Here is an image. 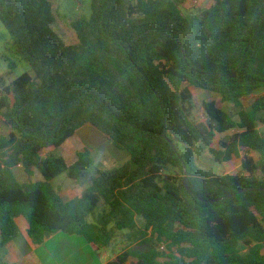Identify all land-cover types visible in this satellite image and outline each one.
Returning <instances> with one entry per match:
<instances>
[{
  "label": "trees",
  "instance_id": "trees-1",
  "mask_svg": "<svg viewBox=\"0 0 264 264\" xmlns=\"http://www.w3.org/2000/svg\"><path fill=\"white\" fill-rule=\"evenodd\" d=\"M91 2L90 19L66 24L57 0H0L10 48L33 72L0 79V132L10 128L0 136V248L22 236L23 218L35 244L66 234L97 252L123 232L129 248L108 264H264V0H212L194 17L182 0ZM192 88L219 97L199 122ZM87 125L130 160L103 171L88 149L71 166L43 155ZM200 146L220 165L241 159L240 172L200 168ZM63 174L81 196L59 195Z\"/></svg>",
  "mask_w": 264,
  "mask_h": 264
},
{
  "label": "rangeland",
  "instance_id": "rangeland-1",
  "mask_svg": "<svg viewBox=\"0 0 264 264\" xmlns=\"http://www.w3.org/2000/svg\"><path fill=\"white\" fill-rule=\"evenodd\" d=\"M59 4V15L63 22L66 24H71L73 21L80 18L90 19L92 16V2L91 0H57ZM212 0H182V11L188 17H194L202 13L204 10L211 6ZM11 37L5 28V26L0 21V79L3 76L11 75L8 77L7 82L10 84L24 74L33 75L32 69L24 62L20 57H18L10 48ZM15 65L14 68L12 66ZM192 93L194 96L195 107L191 114V119L193 122H199L204 116V103L210 101H219V97L202 90L192 88ZM260 94H256L250 98L244 100V107H250L259 97ZM224 109L231 113L232 116L238 120L237 113L238 110L233 106L226 105ZM260 131L264 135V126H260ZM10 132V128L5 124H2V130L0 136H7ZM234 132H230L224 135H219L216 139L214 145L219 148L221 140L228 138ZM75 142L82 141L84 147L92 153V157L95 161H99L98 166L103 171H111L116 167L125 165L129 160V154L117 148L113 142L104 134L93 128L92 126L85 127L79 133L78 137L74 139ZM79 143H74V147L80 146ZM196 154L197 165L209 172L216 175H236L241 170V159H237L231 164L220 165L217 164L213 157L209 154L208 150L204 146L196 147L194 149ZM62 151L59 149L55 151L54 149H49L44 151L43 155L56 154L61 156ZM253 156L255 154H252ZM256 159H258L256 157ZM100 162L109 163V165L100 164ZM115 165V166H113ZM113 166V167H112ZM166 174L182 176L180 170H174L169 168L166 170ZM92 222V219H88ZM136 249L147 251V246H136ZM129 248L128 243L124 239V233L118 232L115 239L113 240L110 247L103 249L102 253L99 255L93 252L91 249L81 250L80 245H66L55 243L52 247L53 257H49L48 261L50 264H104L109 258L117 257L122 252ZM163 253H167V250L161 248ZM45 254V251H44ZM109 256L108 258L106 257ZM135 261L131 260L130 264H134Z\"/></svg>",
  "mask_w": 264,
  "mask_h": 264
},
{
  "label": "crops",
  "instance_id": "crops-1",
  "mask_svg": "<svg viewBox=\"0 0 264 264\" xmlns=\"http://www.w3.org/2000/svg\"><path fill=\"white\" fill-rule=\"evenodd\" d=\"M85 127H88V125ZM85 127L78 130L75 136L72 137L69 141H67L59 149L60 151H62L61 156L66 160L68 166L73 165L77 161L76 156L78 152H81L86 149L83 143H81L82 141L80 142L78 140L76 141L77 143L80 142V146L78 147V149H76L77 147L73 146L74 143H76L74 139L78 137L79 133ZM100 164L109 165V163L106 162H100ZM14 173L20 183L24 184L30 181L29 176L27 175L22 166H18L17 168H15ZM32 179L33 181H40L42 177L36 171ZM53 185L58 191L59 195L65 201H71L81 196L84 192V187L71 180L66 174H63L56 178L53 181ZM17 223L21 229L22 236L16 239L15 241L11 242L9 245H7V247L0 248V262L2 261L8 264H50L48 258L53 257L51 252L53 250L52 247L55 243L66 245H80L81 250L91 249L98 255L103 251L101 250L96 252L82 237L69 236L66 234L52 235L48 237L42 244H35L27 235L26 220L20 218L17 220ZM106 257L108 258L109 256L106 255ZM114 259H116V257L109 258L108 261L104 264H108V262L113 261Z\"/></svg>",
  "mask_w": 264,
  "mask_h": 264
},
{
  "label": "water",
  "instance_id": "water-1",
  "mask_svg": "<svg viewBox=\"0 0 264 264\" xmlns=\"http://www.w3.org/2000/svg\"><path fill=\"white\" fill-rule=\"evenodd\" d=\"M234 76H235V75H234ZM165 137H166V139H169L166 135H165ZM171 145H172L173 150H174L175 152H177V148H176L175 144H174V143H171ZM184 171H185V172L187 171L185 165H184ZM184 186H185V188H186L190 193H192L191 190H190V188H189V180H188V177H186V178L184 179Z\"/></svg>",
  "mask_w": 264,
  "mask_h": 264
}]
</instances>
